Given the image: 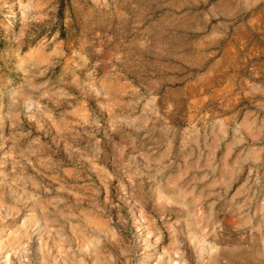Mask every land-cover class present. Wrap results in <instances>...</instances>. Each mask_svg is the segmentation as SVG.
<instances>
[{"label":"rangeland","instance_id":"374dc122","mask_svg":"<svg viewBox=\"0 0 264 264\" xmlns=\"http://www.w3.org/2000/svg\"><path fill=\"white\" fill-rule=\"evenodd\" d=\"M1 261L264 264V0H0Z\"/></svg>","mask_w":264,"mask_h":264},{"label":"bare ground","instance_id":"6f19581e","mask_svg":"<svg viewBox=\"0 0 264 264\" xmlns=\"http://www.w3.org/2000/svg\"><path fill=\"white\" fill-rule=\"evenodd\" d=\"M256 254V253H255ZM243 259V258H242ZM2 260V259H1ZM67 261V260H66ZM5 262V261H4ZM77 262V261H76ZM0 264H3V262L1 261ZM40 264V263H39ZM151 264V263H150Z\"/></svg>","mask_w":264,"mask_h":264}]
</instances>
